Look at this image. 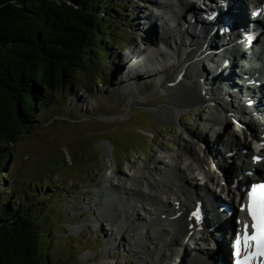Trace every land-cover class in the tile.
<instances>
[{"label":"rangeland","instance_id":"obj_1","mask_svg":"<svg viewBox=\"0 0 264 264\" xmlns=\"http://www.w3.org/2000/svg\"><path fill=\"white\" fill-rule=\"evenodd\" d=\"M123 1L126 2H119ZM196 1L198 11H204L203 6L209 7L204 0ZM153 11L158 9L151 0H127L124 21H114L112 24L117 25L112 31L126 34L130 40L118 42L117 47L112 44L108 54L103 53L89 62L90 70L78 75L72 89L67 84L65 91H56L52 100L38 111L39 119H34L31 127L7 150L11 155L6 172L2 174L6 176L2 181L3 188L6 194L16 196V202L24 204L37 217L39 229L44 232V249L58 264H98L103 259L112 260L113 264H160L154 256L145 262L139 261L138 254L133 251L136 248L129 244L134 236L131 229L123 231L116 239L113 236L112 214L116 207H124L120 200L126 198L125 194L118 190L117 195L106 194L107 197L100 200L98 192L111 189L107 179L112 172L130 173L141 168L142 173L148 175L158 161L185 154L194 138L201 135L209 138L212 129L226 141L225 125L210 121L214 114L221 112L220 106L214 102L179 106L183 97L181 79L170 93H156L154 89L159 82L154 75H142L139 87L115 88L116 80L130 82L124 76V72H128L125 71L127 65H123L129 50L143 46L159 33L160 27L154 28V36L146 30ZM224 27L222 18L221 28ZM195 30L203 35L197 43L205 47L204 52L219 48L213 46L215 42L208 41L214 37L213 33L203 28ZM103 38L105 35L96 39L98 47H103ZM204 62L205 65H200L204 76H212L213 65ZM193 70L194 75H198V69ZM239 77L233 80V87L238 85ZM141 93L148 98L138 99ZM218 96L219 100L227 99L224 94ZM238 100L232 98L231 102L237 107ZM169 102L178 104L180 116L174 121L161 119L154 111ZM239 115L237 121L241 127L252 131L255 130L252 120L262 117L258 112ZM212 143L210 146L217 153L225 154L222 142L215 146ZM233 155L232 161L236 163L237 156ZM109 199H114L118 206L114 202L108 203ZM136 204L141 216L147 215L143 204ZM225 205L220 203L223 210ZM103 215L105 217H101ZM232 228H236L234 222ZM188 245L192 248L193 244L189 242ZM85 253H88L87 258H83ZM213 262L215 264L217 259Z\"/></svg>","mask_w":264,"mask_h":264},{"label":"bare ground","instance_id":"obj_2","mask_svg":"<svg viewBox=\"0 0 264 264\" xmlns=\"http://www.w3.org/2000/svg\"><path fill=\"white\" fill-rule=\"evenodd\" d=\"M151 1L158 11L150 14L146 30L154 36L152 31L160 27L159 33L143 46L129 50L123 65H127L125 71L128 72H124V76L130 82L116 80L115 88L139 87L142 75H154L159 82L154 89L156 93H170L181 79L183 97L179 106L214 102L220 106L221 112L214 114L210 121L225 125L227 138L224 141L219 138L217 130L212 129L209 138L202 135L194 138L185 154L158 161L148 175L143 174L141 168L130 173L112 172L107 179L111 189H102L98 195L103 200L106 194L117 195L118 190L125 194L126 198L120 200L124 204L122 208L114 199L108 200L118 206L112 212L113 236L116 239L123 231L131 229L134 236L129 244L138 250L133 251L138 254L140 262L154 256L160 264H173L171 261L211 264L214 257L228 256V239H235L236 233L243 229V221L247 219L251 223L245 211H241L242 205L246 204L245 186L264 169V29L256 38L244 36L252 25L249 19L242 17L247 9L256 11L259 25L264 27V0H241L238 10L234 5L237 0H204L211 5L205 16L196 12V0ZM192 12H195L193 17L189 16ZM223 14L228 16L230 32L221 29ZM195 28L214 34L208 41L221 47L219 52L214 49V57H206L207 52L211 53L210 48L204 52L205 47L197 43L203 35H199ZM205 60L213 65L212 76H204L200 67L201 63L205 65ZM225 62L230 64L224 69ZM194 68L198 69L196 76L192 71ZM234 71V75L240 77L238 85L233 87V80H237L231 73ZM218 94H224L227 99L219 100ZM137 97L140 100L148 98L143 93ZM232 98L240 99L237 107L232 104ZM177 106L169 102L154 111L161 119L174 121L180 116ZM249 112L262 114V119L252 118L254 131L241 127L237 121L240 113ZM217 142H222L225 154L217 153L210 146ZM233 154H236L238 163L232 161ZM136 202L143 204L147 215L141 216ZM220 203L229 204L233 211L223 210ZM194 209H203L204 214L192 215ZM201 222L203 226H200ZM233 222L236 230L232 229ZM189 242L193 244L192 248ZM210 242L212 245L208 246ZM83 256L87 258L88 253ZM113 263L103 259L98 264Z\"/></svg>","mask_w":264,"mask_h":264},{"label":"trees","instance_id":"obj_3","mask_svg":"<svg viewBox=\"0 0 264 264\" xmlns=\"http://www.w3.org/2000/svg\"><path fill=\"white\" fill-rule=\"evenodd\" d=\"M119 1L0 0V264H58L37 217L3 188L7 150L56 91L72 89L89 62L130 40L112 31L126 16L127 0Z\"/></svg>","mask_w":264,"mask_h":264},{"label":"snow or ice","instance_id":"obj_4","mask_svg":"<svg viewBox=\"0 0 264 264\" xmlns=\"http://www.w3.org/2000/svg\"><path fill=\"white\" fill-rule=\"evenodd\" d=\"M245 210L251 219V224L245 219L243 221V235L236 237L237 264H251L252 259L264 257V183L254 185L248 192L247 203L241 207V211ZM242 251L245 256L241 260L239 257Z\"/></svg>","mask_w":264,"mask_h":264},{"label":"water","instance_id":"obj_5","mask_svg":"<svg viewBox=\"0 0 264 264\" xmlns=\"http://www.w3.org/2000/svg\"><path fill=\"white\" fill-rule=\"evenodd\" d=\"M208 56V54L206 55V57Z\"/></svg>","mask_w":264,"mask_h":264}]
</instances>
